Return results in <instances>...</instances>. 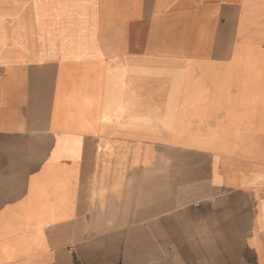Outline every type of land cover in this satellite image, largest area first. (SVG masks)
<instances>
[{"label":"crops","instance_id":"0c3cea01","mask_svg":"<svg viewBox=\"0 0 264 264\" xmlns=\"http://www.w3.org/2000/svg\"><path fill=\"white\" fill-rule=\"evenodd\" d=\"M0 264H264V0H0Z\"/></svg>","mask_w":264,"mask_h":264}]
</instances>
